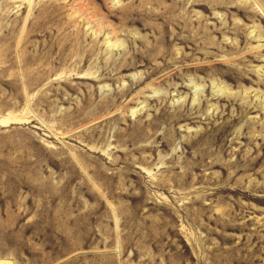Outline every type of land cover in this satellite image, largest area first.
<instances>
[{
    "label": "rangeland",
    "instance_id": "obj_1",
    "mask_svg": "<svg viewBox=\"0 0 264 264\" xmlns=\"http://www.w3.org/2000/svg\"><path fill=\"white\" fill-rule=\"evenodd\" d=\"M0 264H264V0H0Z\"/></svg>",
    "mask_w": 264,
    "mask_h": 264
}]
</instances>
